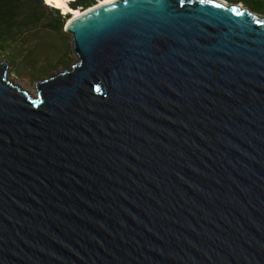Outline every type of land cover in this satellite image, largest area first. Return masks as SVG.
<instances>
[{
  "label": "water",
  "instance_id": "obj_1",
  "mask_svg": "<svg viewBox=\"0 0 264 264\" xmlns=\"http://www.w3.org/2000/svg\"><path fill=\"white\" fill-rule=\"evenodd\" d=\"M214 3L84 8L35 93L0 61V264H264V14Z\"/></svg>",
  "mask_w": 264,
  "mask_h": 264
},
{
  "label": "rangeland",
  "instance_id": "obj_2",
  "mask_svg": "<svg viewBox=\"0 0 264 264\" xmlns=\"http://www.w3.org/2000/svg\"><path fill=\"white\" fill-rule=\"evenodd\" d=\"M70 1L67 0L69 6ZM225 1L239 2L256 13L264 14V6H258L254 0ZM60 12L67 13L63 8H60ZM66 23L59 33L47 26L46 28L41 27L29 33L30 36L26 40L29 41L28 43L21 45L18 42L6 48H0V61L6 60L9 63V76L16 84L35 93L37 79L62 70L77 60L78 56L72 46L71 34L66 31Z\"/></svg>",
  "mask_w": 264,
  "mask_h": 264
},
{
  "label": "trees",
  "instance_id": "obj_3",
  "mask_svg": "<svg viewBox=\"0 0 264 264\" xmlns=\"http://www.w3.org/2000/svg\"><path fill=\"white\" fill-rule=\"evenodd\" d=\"M97 1L71 0L69 4L72 8L84 9ZM254 1L258 6H264V0ZM70 16L71 13L63 14L60 9L45 4L44 0H0V48L18 42L21 45L28 43L26 40L30 36L29 33L41 27L47 26L59 33Z\"/></svg>",
  "mask_w": 264,
  "mask_h": 264
},
{
  "label": "snow or ice",
  "instance_id": "obj_4",
  "mask_svg": "<svg viewBox=\"0 0 264 264\" xmlns=\"http://www.w3.org/2000/svg\"><path fill=\"white\" fill-rule=\"evenodd\" d=\"M180 2L183 3L184 0H180ZM188 2L191 3L192 0H188ZM197 2L200 3V4H211L214 7H221L220 4L214 3V0H197ZM44 3L45 4H49V5H53L57 9H60V8L64 7L65 11H69V12L71 11L70 9H68L66 7V5H64V4L60 3V2H57V0H44ZM233 11H234V9H233ZM69 23H71V21H69Z\"/></svg>",
  "mask_w": 264,
  "mask_h": 264
},
{
  "label": "bare ground",
  "instance_id": "obj_5",
  "mask_svg": "<svg viewBox=\"0 0 264 264\" xmlns=\"http://www.w3.org/2000/svg\"><path fill=\"white\" fill-rule=\"evenodd\" d=\"M110 1H112V0H99L98 2H96L95 4L96 5H101V4H104V3H107V2H110ZM57 2H60V3H62V4H64V5H66V7L68 8V9H70L71 11V16H70V18H72V17H76V16H78V15H81L82 13H84V9H75V8H72L71 6H69L68 5V3H67V0H57ZM64 10H65V8L64 7H62ZM67 12H69V11H67Z\"/></svg>",
  "mask_w": 264,
  "mask_h": 264
}]
</instances>
